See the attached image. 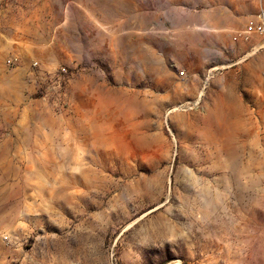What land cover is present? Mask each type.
<instances>
[{
    "label": "rangeland",
    "instance_id": "374dc122",
    "mask_svg": "<svg viewBox=\"0 0 264 264\" xmlns=\"http://www.w3.org/2000/svg\"><path fill=\"white\" fill-rule=\"evenodd\" d=\"M258 1H0V264H264Z\"/></svg>",
    "mask_w": 264,
    "mask_h": 264
},
{
    "label": "built area",
    "instance_id": "2783aa9c",
    "mask_svg": "<svg viewBox=\"0 0 264 264\" xmlns=\"http://www.w3.org/2000/svg\"><path fill=\"white\" fill-rule=\"evenodd\" d=\"M253 34H259L264 37V0L258 1V9L254 20L245 26L244 30L238 34V37H242L245 41H247L249 36ZM234 39H236V37H234ZM19 63L20 58L18 56H12L6 60V64L8 66H14ZM33 66H37V63H33Z\"/></svg>",
    "mask_w": 264,
    "mask_h": 264
}]
</instances>
